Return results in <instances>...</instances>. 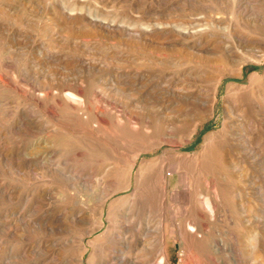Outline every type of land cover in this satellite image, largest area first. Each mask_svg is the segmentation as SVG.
Returning <instances> with one entry per match:
<instances>
[{
	"label": "rangeland",
	"instance_id": "rangeland-1",
	"mask_svg": "<svg viewBox=\"0 0 264 264\" xmlns=\"http://www.w3.org/2000/svg\"><path fill=\"white\" fill-rule=\"evenodd\" d=\"M0 25V264H53V253L79 252L61 238L80 229L86 264L91 242L111 236L105 234L109 208L126 207L124 197L134 192V181L118 190L113 169L120 152L116 146L122 137L131 139L125 123L151 130L163 126L160 114L191 108L202 116L193 140L140 151L134 174L151 158L202 151L205 137L229 120L246 133L257 161L217 144L212 172L193 166L185 173L168 171L170 189L186 174L200 198L212 194L217 200L212 227L204 230L214 258L207 264H254L252 252L257 264H264V58H251L252 46L246 45L264 40V0H0ZM194 26L201 28L198 34L183 33V27ZM231 50L248 55L242 75L231 73L237 66L229 58ZM221 75L214 115L207 118L188 95L209 98ZM238 86L244 89L228 96L229 88ZM210 179L227 186H209ZM189 204L170 197L160 205L156 197L131 212L121 210L127 214L121 234L137 238L140 233L144 242L133 252L145 253L151 264L158 263L166 243L170 263L186 264L187 255L198 252L185 237L195 224L185 213ZM100 206L104 224L99 226ZM79 210L86 220H70L61 230L60 219ZM254 233L259 236L255 249L250 247ZM113 241L117 253H129L117 237Z\"/></svg>",
	"mask_w": 264,
	"mask_h": 264
},
{
	"label": "bare ground",
	"instance_id": "bare-ground-1",
	"mask_svg": "<svg viewBox=\"0 0 264 264\" xmlns=\"http://www.w3.org/2000/svg\"><path fill=\"white\" fill-rule=\"evenodd\" d=\"M183 29H185L183 31V33L186 36H191L193 34H198L201 31V28L199 26H194L192 28L191 27H183ZM250 42H252V43H250ZM250 42L246 43L247 46H252V48L250 49L251 51H250V53L248 55L251 58H254V59L264 58V40L255 39V40L250 41ZM248 55L240 54L239 52L234 51V50L230 51L229 58L231 59L232 63H235L237 65L236 66V70L234 72H231L233 75H242L243 74L242 64H243L244 60L248 58ZM87 73H88V70H87ZM84 77H86V76H84ZM250 77H251L250 81H249V82H251L250 91L253 92V82L255 80H258V78H257V74L252 75ZM94 80H95V78H94ZM221 80H222V75L220 77L215 78V82L213 83V92L211 93V96H209V98H207V99L206 98L205 99L204 98H200L198 95L194 96V94L193 95H188L189 93L187 94L190 98H192L194 100L195 103H197L198 105L202 106L203 109L205 111H207V114L205 115V117H207V118H210V117H212L214 115L215 103L218 101V94H219V91H220ZM75 81L76 80H74V82ZM125 81H126V79H125ZM92 82H93V80H92ZM67 84H69V83H67ZM77 84H78V82H77ZM86 86L87 85H85V87ZM72 88H74V87H72ZM80 88H81V85H80ZM80 88H76L74 90L75 94L76 93L80 94V92L82 90ZM119 89H121V88H119ZM238 89L241 90V89H244V88L240 87V86H238L236 88L230 87L229 90H228V96L231 95L232 91H235V90H238ZM70 90L72 91L73 89H70ZM83 90H86V89H83ZM103 90H105V89H103ZM123 90H125V89H123ZM50 94H53V92L50 93ZM58 94H59V91H58ZM75 94H73V93L68 94L67 93V96L69 98H71V97L75 98ZM91 94H93V93H91ZM84 95H85V93H84ZM52 96H54V95H52ZM56 97H57V94H56ZM258 97H259V95H258ZM0 99H1V97H0ZM233 99H234V97H233ZM49 100H50V98H49ZM57 100H59V99H57ZM65 101H67V100H65ZM89 101H90V99H89ZM69 102H71V101H69ZM64 104H65V102H64ZM145 104L146 103H144V105ZM75 105H77V104H74V106ZM232 105H233V103H232ZM74 106H73V108H74ZM7 108H9V107H7ZM78 108H79V106H78ZM164 110H165V108H164ZM78 111H80V110H78ZM225 111H226V114H227L228 118H230L231 117L230 109L226 108ZM89 112H90V110H89ZM241 112H239V113H241ZM170 113H173V112H170ZM160 116H161L160 119H162V121H164L163 126L162 127H160V126L153 127L151 130L146 128V126H144V125H140L138 127L131 128L129 126L130 122L129 123L127 122L124 125L125 126L124 128H126L127 131H128V133H126V134H128L131 137V139H129V137H122L120 142H119L120 146H118V145L116 146L117 147L116 150H118L120 152H119V156L116 158V160L114 162L113 169H114V171L118 172V179H117V182H116L118 190L121 189V188L124 189V188L130 187L131 184L133 183V181H134V184H135V188H134V192L131 195H127V196L124 197L125 200H127L128 205L126 207H125V205L124 206L121 205L122 206L121 210H122V212L126 211V210H129L131 212L133 210H136V208H139V206H142V204L144 205V203L147 202L148 200H153L156 197H157V201H158V203L160 205H163L170 197L176 198V199L178 197L179 198L183 197L188 203L191 204V205L189 204L190 206L185 209V213L187 215H189V219H191L192 221L195 222L194 225L190 224L189 229L186 230V234H185L186 242L191 248H193L195 250L196 249L198 250V252L195 253V254L187 255V258H186L187 259V263L186 264H207V263H212V260L214 259L213 256H212V240L208 236V233H207L208 231L204 232V230H205V228L207 226L212 227V218H214L216 216V209L218 208L217 200L214 197H212V194H209L207 197L200 198V196L197 193L196 189L193 188L192 183L188 180V177L186 176V174H185V176L179 177V180L173 186V189H170L171 180H170V177L168 175V171L178 172V173H185L186 172L185 170H186L187 167L193 166L195 169H197L199 171H203L204 170L205 173L206 172H210V171L212 172V169L216 168V166H217L216 155L212 154V149L217 144H221L222 145L221 146V150L222 151L224 150V148H227V149H229L230 152H233L234 154L237 153V156L240 155V156L246 157L247 159L251 158V159H254L255 161H257V155L255 153V149L252 148L253 146L252 147L250 146L249 139L245 138L247 136L246 133L245 132L236 131L234 129V127H232V125L229 123V120H226L224 122V124H222L223 127H221L220 131L213 132L212 134H210V135L205 137V146H204L202 151H199V152H196V153H187V152H182V150H180V152H177L178 154H176L175 159H171L169 157H165V155H161L160 154L161 156H158L157 158H154V159L151 158V160L144 161L143 163H141V165L139 166V168L136 170V172L134 174L135 165L137 163V158L139 156V152L140 151L154 149L157 146H159V145H161L162 143H165V142L178 144L179 146H184V145L190 143L193 140L194 134L198 132L199 122L202 121L201 120L202 116H201V114L199 113V111L196 108H191L190 111L186 112V113L185 112L184 113H176V114H172V115H167L166 114V116H163V114H160ZM224 116H225V114H224ZM131 117H133V116H131ZM77 118H80V117H77ZM101 118H103V117H101ZM96 119H98V118H96ZM128 120H129V118H128ZM88 122H91V121H88ZM97 123H98V121H97ZM8 125L10 126V124H8ZM109 125H112V124H109ZM93 126H92V128L94 129ZM54 129H55V127H54ZM263 129H261V130H263ZM248 130H249V128H248ZM53 131H55V130H53ZM88 131H91V130H88ZM253 132H255V131H253ZM59 133L61 134V132H59ZM92 133H94V132H92ZM96 134H98V133H96ZM66 135L68 136V134H66ZM98 135H100V134H98ZM97 139H98V137H97ZM102 142H104V141H102ZM251 145H252V143H251ZM108 148H110V147H108ZM221 150L219 151L220 153H221ZM109 152L111 153V151H109ZM112 154H114V153H112ZM108 157L110 158L111 155L108 156ZM98 160H100V159H98ZM232 161H233V158H232ZM241 161H242V159H241ZM253 163H254V161H253ZM236 165L237 164H235L234 167H236ZM194 173H195V171H194ZM133 176L135 177L134 180H133ZM208 185L209 186H213V187H219V186H227V183L225 182L223 184V182H221L220 180H218V182H216V181H212V179H210L209 182H208ZM229 185H230V183H229ZM209 186H207V188H209ZM262 190H264V189H262ZM254 191H255V189H254ZM151 203H153V202H151ZM173 203H174V201H173ZM183 203H185V202H183ZM185 205H186V203H185ZM181 207H183V206H181ZM112 208L113 207H110L109 211H108L107 218H108L110 224L108 226L109 227L108 231H106V233H105V234H108L109 232H111V236L109 238H107V239H104V240L100 241V242H98V241L91 242V244H92V253L90 254V258L88 259L86 264H151L152 259L147 258V256L145 257V253H134L133 252L134 250L140 248L142 242H144L143 238L141 237L142 235H139L140 234L139 233L138 236H136L137 238H134V237H131L129 235L125 236V235L121 234V232H122L121 228H123V231L126 230V225L124 224L125 222L123 223V219L122 218L124 217V219H125L127 214L121 213V210L117 211V210H113ZM218 210H220V209H218ZM67 213H68V211H67ZM84 215H86V214L83 213V210H79L78 212L73 213L72 216L65 214L60 219V222H61L60 224H61V227H62L61 230L62 229H67V223L70 220L71 221H78V223L79 222H81V223L84 222L86 220ZM103 215H104L103 206H100V217L95 222L99 226L104 224V221L102 219ZM248 221H250V219ZM243 223H245V222H243ZM213 225H215V224H213ZM250 228H251V226H250ZM82 230L80 229L78 232H73L71 234L63 235V237L61 238L62 239L61 242H66L68 244L72 243L71 245L73 246V248H75L76 250H79V252H73L72 253L70 250H68L66 253H53V259H54L53 264H84V259L85 258L83 256H85V255H84L83 252L86 250L87 246H85L86 243L84 242L85 233ZM259 232H260V230H259ZM257 233H254L253 241H250V242H252L251 244H253V246H251V244H250V247H252V248L256 247L257 244H258L259 236H258ZM116 237L118 238V240L122 244V246L125 249V251H129V253H117L118 249L116 247H114V241H113V239L115 240ZM261 240L262 239H260V241ZM140 242H141V244H140ZM235 242H237V241H235ZM216 243H217V241H216ZM143 249H144V247L142 248V250ZM112 250H114V251L111 252ZM250 253H251V251H250ZM251 256H252V259L254 261V264H257L258 263L257 262L258 261L257 260V258H258L257 252L256 253L252 252ZM159 258L160 259H159L157 264H171L170 263V259H169L168 249H167V243L161 247V253H160ZM239 260H241V259H239ZM260 260H262V259H260ZM154 262H156V261H154ZM261 262H263V261H261Z\"/></svg>",
	"mask_w": 264,
	"mask_h": 264
}]
</instances>
